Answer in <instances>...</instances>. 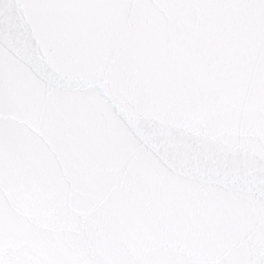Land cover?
<instances>
[{"label": "water", "instance_id": "water-1", "mask_svg": "<svg viewBox=\"0 0 264 264\" xmlns=\"http://www.w3.org/2000/svg\"><path fill=\"white\" fill-rule=\"evenodd\" d=\"M0 264H216L171 0H0Z\"/></svg>", "mask_w": 264, "mask_h": 264}]
</instances>
